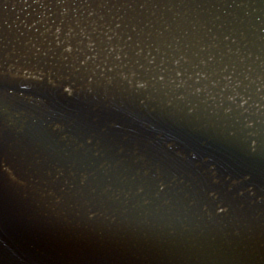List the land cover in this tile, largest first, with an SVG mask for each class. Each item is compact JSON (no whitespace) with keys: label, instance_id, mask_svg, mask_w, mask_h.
<instances>
[{"label":"water","instance_id":"95a60500","mask_svg":"<svg viewBox=\"0 0 264 264\" xmlns=\"http://www.w3.org/2000/svg\"><path fill=\"white\" fill-rule=\"evenodd\" d=\"M0 264H264V0H0Z\"/></svg>","mask_w":264,"mask_h":264},{"label":"snow or ice","instance_id":"6c2138e0","mask_svg":"<svg viewBox=\"0 0 264 264\" xmlns=\"http://www.w3.org/2000/svg\"><path fill=\"white\" fill-rule=\"evenodd\" d=\"M68 51H71V49H68ZM141 88L144 87L143 84L139 85ZM65 91L68 93V94H71V89L70 88H65ZM220 211L221 212H224L225 209L223 207L220 208Z\"/></svg>","mask_w":264,"mask_h":264}]
</instances>
